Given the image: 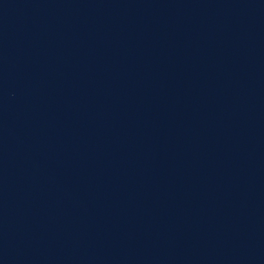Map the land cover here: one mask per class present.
I'll use <instances>...</instances> for the list:
<instances>
[{
  "label": "water",
  "instance_id": "1",
  "mask_svg": "<svg viewBox=\"0 0 264 264\" xmlns=\"http://www.w3.org/2000/svg\"><path fill=\"white\" fill-rule=\"evenodd\" d=\"M0 264H264V0H0Z\"/></svg>",
  "mask_w": 264,
  "mask_h": 264
}]
</instances>
